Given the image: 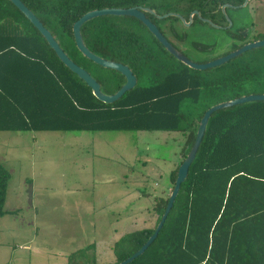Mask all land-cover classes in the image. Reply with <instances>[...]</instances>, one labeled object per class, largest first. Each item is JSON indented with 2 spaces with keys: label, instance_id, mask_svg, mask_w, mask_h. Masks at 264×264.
Returning <instances> with one entry per match:
<instances>
[{
  "label": "trees",
  "instance_id": "1",
  "mask_svg": "<svg viewBox=\"0 0 264 264\" xmlns=\"http://www.w3.org/2000/svg\"><path fill=\"white\" fill-rule=\"evenodd\" d=\"M21 1L63 51L97 80L101 91L112 94L121 87L125 80L120 73L77 50L72 25L90 10L129 8L146 0ZM132 19L103 15L80 28L90 51L126 64L137 79L133 88L105 103L64 66L9 0H0V131L179 133L182 148L169 174L171 192L205 110L241 95L264 93V46L196 70L177 61L153 35L145 37L138 31L142 24ZM10 177L0 162V217ZM168 196L153 198V227L132 229L115 242L114 264L147 241ZM127 264H264V101L211 114L157 236Z\"/></svg>",
  "mask_w": 264,
  "mask_h": 264
},
{
  "label": "rangeland",
  "instance_id": "2",
  "mask_svg": "<svg viewBox=\"0 0 264 264\" xmlns=\"http://www.w3.org/2000/svg\"><path fill=\"white\" fill-rule=\"evenodd\" d=\"M245 12L233 13V27L264 37V14L255 33ZM187 28V42L209 47L188 53L195 62L232 48L225 30ZM181 148L180 134L168 131H0V162L11 176L0 264H114L123 234L154 226L153 198L170 194Z\"/></svg>",
  "mask_w": 264,
  "mask_h": 264
},
{
  "label": "water",
  "instance_id": "3",
  "mask_svg": "<svg viewBox=\"0 0 264 264\" xmlns=\"http://www.w3.org/2000/svg\"><path fill=\"white\" fill-rule=\"evenodd\" d=\"M24 16L25 18L38 30V32L41 34V36L46 40L49 47L55 52L58 59L66 66L71 72L77 75L78 78L83 80V82L90 87L92 94L100 101L105 103H112L113 101L117 100L120 96H122L126 91L133 88L136 84V77L132 73L131 69L123 63L112 61L109 59H105L103 57H100L90 51L87 46L85 45L80 28L81 26L87 22L88 20L103 16V15H115V16H132L137 18L138 20L142 21L149 31L154 35V37L164 46V48L173 56L176 60L182 62L186 66L192 69L196 70H204L207 68H212L215 66H219L228 60L248 51L251 49H256L259 47L264 46V39L256 40L253 42L246 43L242 45L241 47L223 55L220 56L214 60H211L206 63H194L191 62L187 57H185L181 52H179L177 49H175L166 39L165 37L157 30V28L151 24L147 19H145L140 13L139 10H137L135 7H129V8H102V9H94L90 10L86 13H84L82 16H80L72 25V32H73V38L75 42V46L77 50L81 53L82 56L86 57L87 59L93 61L94 63L100 65L103 68H108L117 71L124 77V83L121 85V87L115 91L112 94H106L100 89V84L97 82V80L88 73L86 69H84L82 66L76 64L60 47L59 43L55 40L53 35L50 33V31L43 26V24L40 22V20L35 16V14L21 1V0H9ZM250 101H264V93L260 94H249V95H241L240 97L219 102L212 106H210L205 112L203 113L197 130L195 134V138L193 141V144L186 154V156L183 158L181 164L179 165L176 173V177L174 180L173 188L168 196V201L165 206L164 212L157 223L153 233L148 237L147 241L132 255L124 259L123 261L117 263V264H127L131 262L134 258L139 256L143 253V251L151 244V242L155 239L157 236L160 228L162 227L167 214L169 213L171 206L174 202V199L179 191L180 184L186 179L187 172L189 165L193 161L196 152L198 150V147L200 145V142L202 140L204 131L206 129V125L208 122L209 117L211 114L219 109L231 107L233 105L241 104L244 102H250Z\"/></svg>",
  "mask_w": 264,
  "mask_h": 264
},
{
  "label": "flooded vegetation",
  "instance_id": "4",
  "mask_svg": "<svg viewBox=\"0 0 264 264\" xmlns=\"http://www.w3.org/2000/svg\"><path fill=\"white\" fill-rule=\"evenodd\" d=\"M131 7L139 10L143 17L153 24L175 49L194 63H206L218 57L198 62L189 58L188 53H200L203 50L209 51V47L200 46L196 42V40L199 41L197 38L195 41L191 39L187 42L189 36L187 27L202 24L205 27L225 30L226 34L232 39V48L223 55L246 43L264 39V37L258 38L256 34H252L253 37H249L250 27L234 28L231 19L235 11L242 12L245 9L246 12L243 15L254 17L256 25H251V27L252 31L255 32L257 24H260V21H262L261 17L264 14L263 0H205L203 3H200V0H146ZM129 17L142 24V33L145 37H148L149 34L153 35L142 21L132 16ZM135 26H137L136 23ZM230 28L232 31L229 30ZM185 42L188 43L186 46Z\"/></svg>",
  "mask_w": 264,
  "mask_h": 264
}]
</instances>
